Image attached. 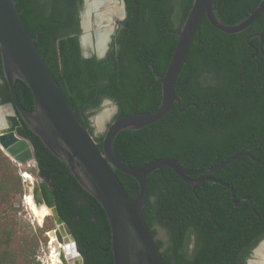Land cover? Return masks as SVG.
Wrapping results in <instances>:
<instances>
[{"label":"trees","instance_id":"1","mask_svg":"<svg viewBox=\"0 0 264 264\" xmlns=\"http://www.w3.org/2000/svg\"><path fill=\"white\" fill-rule=\"evenodd\" d=\"M37 48L71 106H98L103 98L117 105L114 118L151 111L161 100L162 76L168 66L192 0H126L128 16L120 31V53L84 58L74 26L81 0H14ZM260 0H214V12L225 24L245 18ZM264 31V11L238 33L215 28L206 17L195 35L176 79L180 98L162 118L136 130L122 129L113 141L116 156L131 166L171 157L187 169L206 168L241 151V156L202 176L229 183V190L213 181L192 189L171 168L163 166L146 177L148 198L144 219L155 235L163 228L167 246L165 264H243L250 250L264 237V57L257 53L256 33ZM264 48V40H263ZM19 103L33 109V97L19 78L15 81ZM0 99L12 100L0 55ZM194 103L195 105H191ZM17 128L35 150L38 176L49 182L58 215L72 232L83 264H114L107 216L95 197L84 190L68 165L53 155L20 119ZM101 149L102 134L93 138ZM126 192L135 197L137 181L117 169ZM194 247L186 250V237ZM159 248L161 240H156Z\"/></svg>","mask_w":264,"mask_h":264},{"label":"water","instance_id":"2","mask_svg":"<svg viewBox=\"0 0 264 264\" xmlns=\"http://www.w3.org/2000/svg\"><path fill=\"white\" fill-rule=\"evenodd\" d=\"M88 1H84V14H89V26L83 28L84 35L91 37V14L94 23L100 29L95 10H87ZM89 11V12H88ZM264 11V0L242 20L235 24H225L214 12V0H192L187 16L179 31L168 66L162 76L156 75L161 85V100L158 107L151 111L135 112L119 116L107 123L111 114L116 112L112 104L110 111L103 110L101 126V149L88 132L87 123L81 119L62 88L55 80L48 65L30 35L14 0H0V55L4 77L8 83L12 100L0 107V148L14 161L20 164H36L32 142L17 131L22 119L27 127L43 142L45 147L58 159L68 165L81 187L90 193L102 206L110 226L111 246L114 264H165L156 238L148 227L143 208L148 198L146 177L163 166L171 168L183 181L196 187L199 182L213 181L226 187L235 206L242 200L253 204L249 196L236 200L233 187L224 180L213 176L191 178L194 174L215 171L241 156L253 158L251 151H241L210 167L187 169L176 159L160 157L142 165L131 166L121 161L113 150L116 134L122 129L136 130L162 118L174 103L180 111V98L175 95L176 79L186 61L188 51L195 35L200 30L204 17L218 30L225 33H238L250 26ZM112 21L109 22V24ZM83 26V24H82ZM82 35V38L83 36ZM259 38V49L264 55V31L255 34ZM96 36V34H95ZM108 36V34H107ZM97 37V36H96ZM105 43V42H104ZM91 44V42L89 43ZM97 45V41H96ZM97 47V46H96ZM103 51L98 52L102 56ZM253 57L254 54H251ZM21 79L30 89L33 97V109L24 108L18 100L15 81ZM105 103L112 102L105 99ZM191 105H195L191 103ZM115 169L132 176L139 185L138 193L131 197L120 182ZM35 194L50 209L55 221V233L63 241L62 232L68 236L72 246L62 258L63 264H83V258L77 249L76 240L67 223L58 215L52 188L45 177L39 176L34 184ZM62 231V232H61ZM264 237L252 252V260L259 259L257 250L262 246ZM73 247V248H72Z\"/></svg>","mask_w":264,"mask_h":264},{"label":"rangeland","instance_id":"3","mask_svg":"<svg viewBox=\"0 0 264 264\" xmlns=\"http://www.w3.org/2000/svg\"><path fill=\"white\" fill-rule=\"evenodd\" d=\"M112 104L103 102L98 110L91 113V123L96 132L94 118L103 110L110 111ZM113 117L114 113L107 123ZM23 171L28 172L35 181L39 180L35 163H17L0 148V264H52V251L56 249L60 252L59 245L63 241L56 236L51 213L39 221L30 212L25 195L31 191V182L23 177ZM155 229L156 239L163 242L165 249L166 232L159 226H155Z\"/></svg>","mask_w":264,"mask_h":264},{"label":"flooded vegetation","instance_id":"4","mask_svg":"<svg viewBox=\"0 0 264 264\" xmlns=\"http://www.w3.org/2000/svg\"><path fill=\"white\" fill-rule=\"evenodd\" d=\"M84 1L85 0L80 1L79 7L75 13V21H77V25L75 23L74 26L70 27L67 30V32L69 34H77L78 35L80 52L84 58H88V57H92V56H96L97 58H103L109 53H115L117 56L118 52L120 53V49H121V45L119 42L120 31L123 28V24L126 21L127 16H128V12H129L126 0H103V2H102L103 4L101 6H99V9L97 10V12L99 14V16L97 17V20L102 22L100 29L103 30L105 28H110V30L108 32V36L106 34V31H105V34L107 37H106V39L104 41L105 43L101 49V51H103L102 56H99V54H98V52H99L98 45L96 47V36H95V34L99 28L93 22L95 19L94 13L91 14V26H92L91 30H90L91 44H89L88 41L85 44H83V41H82V35L84 34V30H83V26H82V22H83L82 12H84ZM133 3H134V1L132 0L131 6ZM110 21H112V22L109 24ZM102 32H104V31L99 32L97 34V36H100V33H102ZM263 51H264V48H263ZM257 53H260L264 57V55L261 53V51L259 49V45H258V47H256V46L253 47V52L251 54H254V56L253 57L251 56V57L255 58ZM105 99H109V98H103L98 106H89L83 110H82V108L79 109L81 119H83L87 123L88 132L93 138L99 137L101 135V133L96 132L94 125H92V123H91L92 120L90 119V115L93 111L98 110L100 108V106H102V103ZM7 102H1V99H0L1 104H5ZM116 113H117V105H116V112L114 113V115ZM19 126H21V122H20ZM190 177L191 178H199V177H202V174H194V175H191ZM154 236L156 238V234ZM186 239H187V242L185 244L186 250L191 251L194 247V242H195L194 237H193V235H191L188 238L186 237ZM255 246L250 250L248 256L244 259L243 264H250V261L252 260L251 255H252V252H253V249L255 248ZM162 249H163V246L160 248V250L162 251ZM258 263L260 264V262H258Z\"/></svg>","mask_w":264,"mask_h":264},{"label":"bare ground","instance_id":"5","mask_svg":"<svg viewBox=\"0 0 264 264\" xmlns=\"http://www.w3.org/2000/svg\"><path fill=\"white\" fill-rule=\"evenodd\" d=\"M87 1H88L87 10H91V9L95 10L96 16L98 17L99 14H98L97 10L99 9V6H101L103 4L102 3L103 0H87ZM96 20H97V18H96ZM97 22L99 23V25L102 24V22H100L99 20H97ZM89 23H90L89 14L85 13L84 17H83V22H82L83 28H85V29L88 28ZM109 30H110V28H105L103 30L98 29L96 31V36L99 32L104 31V32L100 33V36L96 37L99 52L101 51V49L104 45V41L107 37L106 34H108ZM105 31H106V34H105ZM82 41H83V44H85L87 41L90 43L91 39H90L89 35H84L82 38ZM102 117H103L102 114H100L94 118L95 124L98 127L101 126ZM0 124H1V119H0ZM23 177L31 182V186H30L31 191H29L25 195V201H26V203L29 207V210L32 213L33 217H35L36 219L41 221L42 219H44V217L46 215L51 213V209L43 201H40L39 198L36 196V194L34 192L35 191L34 184L36 181L33 179V177L26 171H23ZM62 238H63V242H62V244L60 243V245H59V247L61 248V251L59 252L56 249H53V251H52V255H51L52 264H57V263L61 264L62 258L65 257L66 251L70 250V248L72 246L70 243H68L69 242L68 236L65 235L63 232H62ZM62 253H63V255L61 256ZM257 253L260 256L259 259L251 260L250 264H257V261L260 262V264H264V241L262 242V246L257 250Z\"/></svg>","mask_w":264,"mask_h":264}]
</instances>
